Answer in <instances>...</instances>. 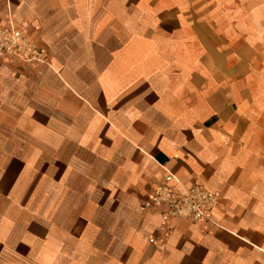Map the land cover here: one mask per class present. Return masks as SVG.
<instances>
[{"label":"crops","instance_id":"0c3cea01","mask_svg":"<svg viewBox=\"0 0 264 264\" xmlns=\"http://www.w3.org/2000/svg\"><path fill=\"white\" fill-rule=\"evenodd\" d=\"M9 24L59 112L20 125L0 68V264H264V0H0ZM166 169L211 221L142 210Z\"/></svg>","mask_w":264,"mask_h":264},{"label":"built area","instance_id":"2783aa9c","mask_svg":"<svg viewBox=\"0 0 264 264\" xmlns=\"http://www.w3.org/2000/svg\"><path fill=\"white\" fill-rule=\"evenodd\" d=\"M49 59L48 48L37 44L30 32L14 24L0 25V63L49 64ZM218 202L217 193L199 183L185 185L166 169L163 183L149 191L141 208L160 211L167 231L170 218L211 221V211Z\"/></svg>","mask_w":264,"mask_h":264},{"label":"rangeland","instance_id":"374dc122","mask_svg":"<svg viewBox=\"0 0 264 264\" xmlns=\"http://www.w3.org/2000/svg\"><path fill=\"white\" fill-rule=\"evenodd\" d=\"M37 44L40 43L37 42ZM50 62L51 59H49ZM2 66L13 68L15 75L18 76L19 102L14 105V109L19 111L20 125L27 127L28 124L29 126L35 124L37 130H42L46 114L59 112V105L55 104L59 97H47L44 94V79L48 64L0 63V68ZM0 82H3L0 95L3 96L4 111L11 113L12 106L8 103L11 102V97L15 96L13 92L16 90L11 89V79L7 77V74L0 73ZM45 101L48 104H45Z\"/></svg>","mask_w":264,"mask_h":264}]
</instances>
